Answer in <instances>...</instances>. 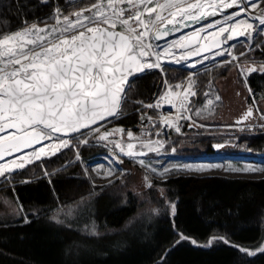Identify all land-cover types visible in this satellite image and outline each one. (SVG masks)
<instances>
[{
	"label": "snow or ice",
	"instance_id": "snow-or-ice-1",
	"mask_svg": "<svg viewBox=\"0 0 264 264\" xmlns=\"http://www.w3.org/2000/svg\"><path fill=\"white\" fill-rule=\"evenodd\" d=\"M41 2L46 3L47 0ZM231 8L236 11L226 15L225 22L241 15L248 19L236 20L229 27L221 26L205 35L204 40L208 36H223L226 43L239 35L251 41L253 30L257 35L264 36V8L257 0H95L68 15L56 7L51 17L52 23L40 21L28 24L25 21L26 26L22 29L0 33V178L7 181L13 172L24 169L42 156L55 155L63 148L75 147L73 140L86 145L90 134L99 133L96 138L107 141L109 136L123 133L122 129L101 132L99 122L120 114L122 102L126 100L125 87L128 86L130 90L129 77L145 69L163 71V60L179 63L184 56L201 55V46H193L178 56L173 49H184L182 40L166 44L163 48L152 41L187 27L189 21L199 23L218 11ZM253 20L258 25L250 22ZM210 28H215V24L209 23L191 35L199 42L201 33ZM187 39L184 38L185 41ZM245 47L251 50L253 44L248 43ZM225 51L231 55V47L227 50L221 48L215 55H224ZM243 55L245 53L242 52ZM236 60L238 57L232 56L231 60H225L224 63L231 64ZM200 62L186 66L195 67ZM237 67L241 66L238 64ZM258 71L264 73V63L257 67L255 61L250 65L246 62L241 67V74L245 77ZM193 86L191 77L187 85L175 86L184 89L174 94L180 97L179 107L184 109L177 120L181 117L191 119L186 103H190L187 99L189 95H196ZM248 90L251 94V88ZM171 95L172 90L169 89L156 104L143 106L159 107L163 102H171ZM214 99L219 100L220 97ZM212 104L213 99H209L205 108H210ZM202 111L204 109L196 112V115ZM252 117L253 110L250 107L236 123L242 124ZM260 119L264 120V114H260ZM169 120V117H165L163 123L168 124ZM169 126L180 132L178 123ZM76 133L79 137L74 135ZM127 136L132 139L131 132ZM37 144L39 148L35 147ZM116 147H120L118 142ZM143 147L150 149L151 146L145 143ZM133 148L134 145L128 143L129 151L125 155L133 157L146 154L144 151L133 152ZM121 151L124 149L121 148ZM76 159L80 160L78 151ZM138 162L147 167L144 160ZM219 167L186 165L180 170L200 172ZM228 170L253 172L264 171V168L229 166ZM167 171L165 169L160 175ZM44 175H49L47 170H44ZM107 175H111V170H108ZM19 208L23 211L22 205ZM171 208L174 212L175 204ZM24 222H29L27 216ZM224 242L228 243L227 240ZM210 244L211 241L208 246ZM240 251L248 250L241 248ZM248 254L255 255V252Z\"/></svg>",
	"mask_w": 264,
	"mask_h": 264
},
{
	"label": "trees",
	"instance_id": "trees-1",
	"mask_svg": "<svg viewBox=\"0 0 264 264\" xmlns=\"http://www.w3.org/2000/svg\"><path fill=\"white\" fill-rule=\"evenodd\" d=\"M12 1L10 6L7 0L1 1L0 15L26 12L24 1ZM2 22L4 20L0 17V25ZM259 38L258 46L252 51H247L245 45L241 44L236 52L245 53L243 58L264 59L263 36ZM232 65H217L193 77L199 104L209 87L227 75ZM190 74L188 69L167 65L165 72L152 69L135 77L130 82V90L127 89L120 114L110 124H120L135 131L153 125L152 120L158 121L159 113L156 107L146 108L143 105L155 103L162 92L165 77L168 83L174 84L185 80ZM247 76L252 93H257L255 96L259 98L262 92L264 94V89H260L264 88V73L258 71ZM143 116L151 118L148 119V126L142 125ZM218 131L193 129L189 122H185L182 131L170 129L164 131L162 136L167 150H176L184 155L213 153L216 150L214 146L219 144L217 142L221 138L233 139L236 146L230 151L264 153V132L245 131L231 137ZM95 141L92 138L86 145L76 142L75 147L32 163L11 174V179L3 180L6 186L1 192L20 202L29 222L25 223L22 218L15 223H0V264H264V251H261L264 249V177L178 175L167 180H156L148 188L147 194L155 201L165 197L176 202L175 211L166 208L153 219V225L146 230L141 240L133 241L124 253L105 259H78L64 254L65 244L74 236L73 233L89 235L73 226L67 225L65 230L43 228L30 231L39 220L51 217L60 208L118 190L115 182L105 187L95 186L85 171V163L89 158L107 151ZM77 151L80 160L76 159ZM117 160L124 169L123 176L128 177L136 163L120 155ZM44 170H47L48 176L44 175ZM25 180L30 182L22 183ZM157 185L164 190L161 197L155 190ZM139 208L137 196L130 191L127 203L112 209L103 208L98 216L81 213L79 217L85 223L88 217L95 219L100 231L111 228L122 230L135 217ZM4 225L11 226L5 228ZM19 234L24 239L18 240L16 237ZM171 242L174 243L171 245ZM241 248L248 251H240ZM248 252H255V255H249Z\"/></svg>",
	"mask_w": 264,
	"mask_h": 264
},
{
	"label": "rangeland",
	"instance_id": "rangeland-1",
	"mask_svg": "<svg viewBox=\"0 0 264 264\" xmlns=\"http://www.w3.org/2000/svg\"><path fill=\"white\" fill-rule=\"evenodd\" d=\"M243 17L244 16H241L240 18L238 17L234 21H230L227 25L230 26L231 24L236 23V20L248 19L246 16L244 17L245 19H243ZM259 36L260 35H257L253 30V39L251 41H248L246 37L243 36L240 39H235L233 42H229L228 47L226 46L224 49L227 50L229 47H231V55H229L227 51H225L224 55L213 54L208 57L209 59H200L199 61L202 60L201 64L195 67L186 66V64H189L186 62V56H184L179 63L163 60V72H165V67L167 65L179 66L190 70V72L193 71L189 76L193 81V77L199 72L203 70L206 71L207 69H211L217 65L228 64L224 63V61L231 60L232 56L238 57V60L231 63L233 64V67L229 73L218 79L215 84L209 87V89L206 91L208 95H205L204 100L200 104L198 103L197 89L194 83L192 90L196 92V95H189L187 99L190 101V103H186V107L189 109L188 116H190L191 119L181 117L177 120V116L184 111V109L179 107V103H177L178 109L169 116L170 120L168 124L163 123V117H158V121L152 120L154 123L150 126H148L150 122L148 120V124L145 125L148 126V128H140V130L136 131L137 135L133 139H127L119 143L120 147L115 146L110 148L104 144H101V146H104L107 151L104 152L103 155H100L99 153L95 156H92L86 161L85 168L87 169V174L97 187H105L115 182L118 189L117 191L109 195H103L99 197L96 196L92 200L85 199L81 202H76L69 206L60 208L56 210V212H54L51 217L39 220L35 225H33L30 231H38L43 228L65 230L67 225L73 226L89 235H77L72 232L74 236H71V238H69L70 241L65 244L64 254L66 256H75L78 259H105L124 253L130 247L133 241L141 240L145 235L146 230H148L149 227L153 225V219L157 215H160L162 212H164L166 208H169L171 212H173L171 205L175 204L176 206V202L169 201L165 197L163 199L158 198L159 200L155 201L149 194H147V191L149 190L148 188H150L148 187V184H151L152 186L154 184L153 181L167 180L178 175L264 177V171L236 172L228 170L229 166L232 168L241 169L248 166H252L253 168L257 169L264 168V153L255 154L251 151H230L232 147L234 148L236 146L232 142V138H221L220 141L217 142L221 144V147H219V149L215 150L213 153L184 155L180 154L176 150H167L166 141L162 136L164 131H169L170 129L175 130V128L170 127L169 124L178 123L180 125V131H182L183 125L188 121L189 124L192 123L191 127H193V129H216L219 130V134L226 133L230 134L231 137L235 136V133H241L245 131L264 132V127H261V125H264V120L260 119V114H264V94L259 96L260 100L253 93L250 94L248 90L250 88L248 82L247 86L245 85V79L247 80L248 76L245 77L241 74V67L245 66L246 62L250 65L252 61H255L256 66L259 67L261 63H264V59L243 58L240 53L236 52V48L241 44L246 45L251 43L253 44V48L257 47V41L260 39ZM262 39L264 41V36ZM152 43L157 45L155 41H152ZM247 51L252 50L248 49ZM177 54L179 56L182 53L177 52ZM234 64H239L241 67L234 66ZM150 70L152 69H148V71ZM189 77H187L185 80L171 84L173 85V90H181L182 88H176L175 86L180 85V83L181 85H187L189 83ZM164 86L165 85L163 82L162 90L165 89L166 86ZM216 96H219L220 99L215 100L214 98ZM254 98L256 102H254ZM209 99H213V104L210 106V108H205ZM171 104L172 101L165 102V109L170 108ZM250 107L253 110V117L242 124H237V120H240L243 117V113H246ZM201 109H204V111H202L200 115H196V112L200 111ZM111 121L101 124L100 131L102 132L106 125H110ZM158 123L160 125H158ZM157 126H160L161 128L158 129ZM157 133L160 135L155 136ZM98 135L99 133L90 134L89 140L94 138L96 140L95 144H100L102 140L96 138ZM76 136L79 137V134ZM76 142V140H73L72 144L76 145ZM156 142L161 143L158 144ZM231 142L233 144H231ZM128 143H132L134 145V148L131 151H144L146 154L143 156L133 157L125 155V152L129 151V149H127ZM145 143L150 144V149L143 147V144ZM121 148H123L124 151H121ZM64 149L67 148H63L61 151ZM119 155L127 157V159L136 163V167L131 169L128 177L123 176L124 169L119 165L117 160ZM46 157L48 156H42L40 160H35L33 163L41 161ZM139 160H144L147 167L141 165L138 162ZM29 165L30 164L27 166ZM186 165H191L193 167L201 165H220L221 167L200 172L181 171L180 169ZM153 169H155V171H153ZM165 169L168 171L165 172L164 175H160V173L164 172ZM108 170H111V175H107ZM122 183L125 185L124 188H122ZM5 186L6 185L4 184L3 179L0 178V223H15L27 215L24 214V211L20 210L19 205L21 204L15 197L9 196L5 192H1ZM155 190L158 196L163 195L164 190L161 186L157 185ZM130 191H132L137 196L140 208L138 209L135 217L132 218L122 230H113L111 228L107 231H100V226L98 223H96L95 219H89L88 217V222L85 223V221H81L79 217L81 213L85 214V216H87V214L98 216L99 212L103 208L111 207L112 209L116 205L120 206L127 203L129 200ZM4 226L5 228H9L11 225ZM21 235H17L16 238L18 240L24 239Z\"/></svg>",
	"mask_w": 264,
	"mask_h": 264
},
{
	"label": "flooded vegetation",
	"instance_id": "flooded-vegetation-1",
	"mask_svg": "<svg viewBox=\"0 0 264 264\" xmlns=\"http://www.w3.org/2000/svg\"><path fill=\"white\" fill-rule=\"evenodd\" d=\"M11 1L12 0H7L8 5L9 4L11 5V3L13 2V1L12 2ZM14 1L15 2L24 1L27 5L26 12L23 14H13V15L12 14L11 15L10 14H8V15L2 14V15H0V17H2V19L4 20V22H2V24L0 25V28L3 27L2 30L0 29V33H11V32H15L19 29H22L23 27L26 26L25 21H27L28 24H31L33 22L39 23L40 21H47L48 23H52L53 21H52L51 17L53 16V12H54V9L56 7H59L65 15H68L71 12L78 11L81 7H84L86 5H90L91 3L95 2V0H47L46 3H42L41 0H14ZM257 2L261 5L262 8H264V0H259V1L257 0ZM235 10H236L235 8H231V9H224L222 11H218L215 14L216 17H211V18L203 21L201 26L198 27L197 29L203 28L205 25H207L209 23H214L216 25L215 28L207 29V31L204 32V36L208 35V33L212 32V31H216L218 29V27L227 25L230 21H234L235 19L225 22L224 17L226 15L234 13ZM85 15H88V13H85ZM211 16H213V15H211ZM241 16H243V15H241ZM244 17H243V19H245ZM73 19H74V17H73ZM41 26H43V25L41 24ZM117 29H119V26H117ZM197 29H195V30H197ZM190 33H191V31H186L183 34H179L174 38L167 39V40H164L162 42H158L157 40H154V41H155V43H157V45L160 46V48H163L166 44H170V43L175 42L177 40L184 41V38L187 37L188 34H190ZM208 38L211 39V38H215V37L208 36ZM173 51L182 53V51H180L179 48L173 49ZM244 114L245 113H243V115ZM115 129H122L123 133H116L114 135H111L108 137L107 141L102 140L103 143L101 142L100 144H104L105 146L113 148L116 146L115 145L116 142L121 143L122 141L129 139L127 136V133H129V132L132 133V139L137 135L135 130H128L125 126L120 125V124L106 125L103 128L102 132L115 130ZM101 154L103 155L104 153H100V155ZM153 182H155V181H153Z\"/></svg>",
	"mask_w": 264,
	"mask_h": 264
},
{
	"label": "water",
	"instance_id": "water-1",
	"mask_svg": "<svg viewBox=\"0 0 264 264\" xmlns=\"http://www.w3.org/2000/svg\"><path fill=\"white\" fill-rule=\"evenodd\" d=\"M211 17H216V15L214 16H208L207 19L211 18ZM207 19H202L199 23H196V22H193V21H189L188 22V26L187 27H184L182 28L181 30L179 31H176L174 33H171L170 35L166 36V37H163L162 39H159L157 40L158 42H162L164 40H167V39H171V38H174L176 37L177 35L179 34H183L184 32L186 31H191L190 34H188V39L185 41L184 40V45H185V48L184 49H180V51H184V50H187V49H190L191 47L193 46H201V55H193L191 57H187L188 60L190 61H193V60H198V59H202V58H207L213 54H215L217 51H219L221 48H225L226 46L229 45V42L227 41L226 43H224L223 41V37L220 36V37H215V38H212V39H207V40H204L203 37H204V33H201V38L199 40V42L192 37V33L195 32L198 27L201 26L202 22L207 20ZM119 30V29H117ZM194 30V31H193ZM148 71V69H145L143 72H140V73H136L134 74L133 76L129 77V81H128V84L130 85V82L132 79H134L135 77H138V76H141L143 74H145L146 72ZM127 89H128V86L125 87V92L127 93ZM123 104V102H122ZM121 108H122V105H121ZM121 111V109H120ZM119 115V114H118ZM117 116H114V117H108L106 120H103V121H100L99 122V125L103 124V123H106L108 121H111L113 119H116ZM238 121V120H237ZM245 122V121H244ZM243 122V123H244ZM141 123L143 125H146L148 123V119L146 116H143L142 119H141ZM81 131H87L86 129H82ZM74 135H78V133L74 134ZM49 141H44V143H48ZM217 145H221V144H216L214 147L216 150H218L219 148H217L216 146ZM35 147L39 148L40 145L37 144L35 145ZM26 151H31V149H27ZM60 151H58L56 154L60 153ZM55 154V155H56ZM17 155H19V153H17ZM51 156H54V155H49L48 157H51ZM12 157H7V159H11ZM19 171V170H17ZM15 171V172H17ZM13 172V173H15ZM210 176V175H209ZM242 177H250V178H261V177H257V176H242Z\"/></svg>",
	"mask_w": 264,
	"mask_h": 264
},
{
	"label": "built area",
	"instance_id": "built-area-1",
	"mask_svg": "<svg viewBox=\"0 0 264 264\" xmlns=\"http://www.w3.org/2000/svg\"><path fill=\"white\" fill-rule=\"evenodd\" d=\"M164 85L166 86L164 90H162V92L160 93L159 97L157 98V100L155 101L154 104L157 103V101L160 99V97L164 96L169 89L172 90V95L170 96V100L172 101V104L170 106V108L165 109V102L161 103V105L159 107H156L158 113H159V118L163 117H169L170 115H172L177 109H178V101L180 99V97H176L174 94L178 93V92H183L184 89L182 88L179 91H175L173 90L171 84L168 83L167 79L165 78L164 80ZM174 103V104H173Z\"/></svg>",
	"mask_w": 264,
	"mask_h": 264
},
{
	"label": "bare ground",
	"instance_id": "bare-ground-1",
	"mask_svg": "<svg viewBox=\"0 0 264 264\" xmlns=\"http://www.w3.org/2000/svg\"><path fill=\"white\" fill-rule=\"evenodd\" d=\"M2 1V0H1ZM1 1H0V3H1ZM5 1V0H4ZM259 1V0H258ZM12 2V1H11ZM3 3V2H2ZM5 4V3H4ZM10 5V4H9ZM15 5H17V4H15ZM14 5V6H15ZM3 7V6H2ZM1 8V7H0ZM7 8H8V6H7ZM11 8V7H10ZM13 8V7H12ZM251 23H253L254 25H258V22L257 21H250ZM216 26V25H215ZM221 26V25H220ZM218 27V26H217ZM223 27H229V25H224ZM219 28V27H218ZM224 35H227V33H225ZM223 37V36H222ZM241 37H243V36H239V35H237V37L236 38H234V39H232V40H229L228 42H233L235 39H240ZM209 39V38H208ZM212 39V38H211ZM234 44H235V42H234ZM235 46V45H234ZM228 47V46H227ZM212 58V57H211ZM209 59V58H208ZM202 61V60H201ZM194 62H196V61H194ZM194 62H190V63H194ZM207 62V61H206ZM238 63V62H237ZM197 65L196 66H198L199 64H201V62L200 63H196ZM209 64V63H208ZM234 66H237V65H235L234 64ZM206 67V66H205ZM199 68V67H198ZM208 70V69H207ZM197 71V70H196ZM191 72H193V71H191ZM195 72V71H194ZM194 74V73H193ZM193 77V76H192ZM166 78V77H165ZM260 79V78H259ZM185 82V81H184ZM260 82V81H259ZM264 82V81H263ZM262 82V83H263ZM183 84V83H182ZM186 84V83H185ZM255 84H257L256 82H255ZM180 85H181V83H180ZM263 85V84H262ZM256 86V85H255ZM258 86H259V84H258ZM261 86V85H260ZM264 86V85H263ZM165 87V86H164ZM258 88V87H257ZM255 89H256V87H255ZM260 89H264L263 87L262 88H260ZM164 90V89H163ZM259 91V90H258ZM262 92V91H261ZM259 93V92H258ZM251 94H252V92H251ZM255 94H257V93H255ZM254 94V95H255ZM262 94H263V92H262ZM250 97V96H249ZM263 97H264V95H263ZM254 100H255V98H254ZM259 100H260V98H259ZM256 102V101H255ZM248 103H250V102H248ZM252 104V103H251ZM157 111V110H156ZM158 112V111H157ZM159 115V114H158ZM187 121V120H186ZM189 122V121H188ZM148 124V123H147ZM192 124V123H191ZM143 125V124H142ZM177 177V176H176ZM149 201H150V199H149ZM11 223V222H10ZM9 224V223H8ZM179 239V238H178ZM177 239V240H178ZM173 240V239H172ZM176 242H178V241H176ZM175 242V243H176ZM174 242H171L170 244L172 245ZM169 247H170V245H169ZM173 247V246H172ZM171 248V247H170ZM166 249H167V247H166Z\"/></svg>",
	"mask_w": 264,
	"mask_h": 264
}]
</instances>
